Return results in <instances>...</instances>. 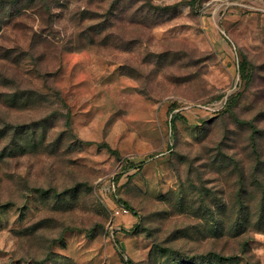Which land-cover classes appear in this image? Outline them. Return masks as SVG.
I'll return each instance as SVG.
<instances>
[{
    "label": "rangeland",
    "instance_id": "rangeland-1",
    "mask_svg": "<svg viewBox=\"0 0 264 264\" xmlns=\"http://www.w3.org/2000/svg\"><path fill=\"white\" fill-rule=\"evenodd\" d=\"M0 264H264V6L0 0Z\"/></svg>",
    "mask_w": 264,
    "mask_h": 264
},
{
    "label": "built area",
    "instance_id": "built-area-1",
    "mask_svg": "<svg viewBox=\"0 0 264 264\" xmlns=\"http://www.w3.org/2000/svg\"><path fill=\"white\" fill-rule=\"evenodd\" d=\"M264 6V0H256ZM114 215H124L129 213V209L124 205H119L113 210Z\"/></svg>",
    "mask_w": 264,
    "mask_h": 264
},
{
    "label": "trees",
    "instance_id": "trees-1",
    "mask_svg": "<svg viewBox=\"0 0 264 264\" xmlns=\"http://www.w3.org/2000/svg\"><path fill=\"white\" fill-rule=\"evenodd\" d=\"M124 206H126V207H129L127 204H123Z\"/></svg>",
    "mask_w": 264,
    "mask_h": 264
}]
</instances>
